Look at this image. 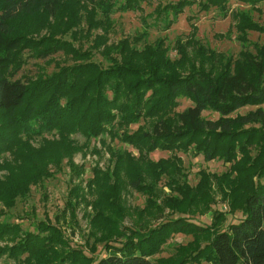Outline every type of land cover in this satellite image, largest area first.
I'll return each mask as SVG.
<instances>
[{
    "label": "trees",
    "instance_id": "obj_1",
    "mask_svg": "<svg viewBox=\"0 0 264 264\" xmlns=\"http://www.w3.org/2000/svg\"><path fill=\"white\" fill-rule=\"evenodd\" d=\"M87 1L93 8L90 21H102L109 28L114 13L138 10L142 2ZM238 1L255 7L264 0ZM228 3L177 0L157 7L152 16L169 28L186 8L198 5L201 11L216 8L223 17L231 14L242 44L248 31L264 32V24L247 12L230 11ZM62 4L63 0H0V158L8 153L16 161L11 174L0 181V201L12 207L32 185L53 175L52 166L59 170L65 157H70L72 173L79 174L81 168L71 157L77 148L64 144L75 133L88 139H118L138 149L140 157L107 147L113 168H96L90 181L89 194L96 196L90 201L92 222L101 230L94 233H101L105 257L95 259L72 248L48 217L35 230L24 231L20 224L2 220L0 212V264H264V108L232 115L264 103V44L244 48L233 58L202 44L195 43L196 50L190 51L191 46L179 43L180 52L176 51L181 56L171 59L163 40L138 50L126 39L106 47L121 55V61L109 67L81 55L50 74L14 79L25 52L39 59L61 50L74 52L52 37L34 40L27 35L37 29L36 21L57 18ZM21 18L25 22L18 27ZM180 96L193 104L178 111ZM204 111L219 117L207 119ZM142 120L143 125L130 130ZM45 134L60 139H42L40 148L29 143ZM157 150L192 151L230 165L222 173L201 169L198 182L191 185L181 158L174 153L167 159H150ZM5 164L0 162V168ZM163 175L167 180L160 185ZM128 190L146 195V204L136 211L132 226L118 228L125 209L122 195ZM216 195L243 218L226 227L221 212L208 226L185 216L164 219L169 213L204 215L212 210ZM80 197L87 200L81 187H73L63 216L69 211L75 221ZM179 233L192 239L177 245L172 254L158 256ZM115 235L123 237L120 245L110 244Z\"/></svg>",
    "mask_w": 264,
    "mask_h": 264
},
{
    "label": "rangeland",
    "instance_id": "obj_2",
    "mask_svg": "<svg viewBox=\"0 0 264 264\" xmlns=\"http://www.w3.org/2000/svg\"><path fill=\"white\" fill-rule=\"evenodd\" d=\"M176 1L142 0L141 8L138 10L114 13L111 18L112 26L109 28L102 21H90L93 8L87 0H63L57 18L36 21L37 29L27 35L34 40L52 37L54 43H63L64 47L70 46L74 52L61 50L46 59L35 58L32 54L25 52L22 55L25 62L14 79L25 80L35 78L41 73L50 74L61 66L74 64L81 55H88L93 62L102 67H109L113 62L121 61V55L112 48V51L109 52L110 49H106V47L115 46L126 39L138 50L144 49L147 45H154L158 40H163L164 45L169 49L168 55L171 59H178L181 56L178 53L180 52L179 43L186 44L185 48L191 46L189 47L190 51L192 48L196 50L195 43L197 45L202 44L210 50L233 58H237L244 48L254 50V45L264 44V32L257 30L248 31L247 40L242 44L243 41L240 40L235 27L236 21L231 14L223 17L216 8L201 11L198 5L186 8L169 28H165L161 21L152 16L153 12L157 7ZM228 5L230 11L247 12L259 25L264 24V1L255 7L240 3L238 0H229ZM23 19L25 18H21L20 21L17 19L16 25L18 27H21L25 22ZM39 19L44 20L45 18L39 17ZM93 22L98 25L93 27ZM178 101L180 103L177 108L178 111H182L193 104L192 100L185 96H180ZM257 107L264 108V103L260 106L242 107L232 115L245 114L250 110L257 109ZM203 116L207 119L219 117L218 113L212 111H204ZM143 124V120L140 123L132 124L130 130L135 131ZM46 138L59 140L60 136L45 134L29 141V143L35 148H40L42 139ZM64 140L66 146L73 147L74 145L77 148L71 157L75 165L81 168L80 173L76 175L72 173L69 165L70 157H65L59 170L52 166L53 175L39 184L32 185L29 193L24 197H17L12 207H5L0 201L1 219L20 224L24 231H33L39 221L48 217L52 224L61 229L72 248L81 249L86 255L100 259L105 257L108 251L104 247L105 242L99 240L101 233H94L101 230H96L98 227H95L94 222H92L94 209L90 201H94L96 196L89 194L90 181L95 178L94 171L96 168L103 171L113 168V161L107 147L126 150L136 158L140 157V152L132 145L123 143L118 139H112L107 135L88 139L80 133H75ZM174 153L183 161V166L188 174V183L191 185L198 182V173L201 169L213 173H222L230 165L222 159L206 160L202 154L196 156L192 151L183 153L157 150L151 153L149 157L152 160L167 159L174 156ZM2 157L0 162H6V164L0 168V181L5 180L11 174L10 169L16 163L12 155L8 153L3 154ZM166 180L167 176L163 175L159 184L162 185ZM75 186L82 188V193L86 194L87 200L83 201L85 198L80 197L81 201L76 205L74 221L71 220L69 211H66V215L63 216L62 210L66 206L71 189ZM166 192L170 193L168 188ZM122 196L125 209L118 228L123 225L132 226L136 220L134 219L135 216H138L136 211L145 206L147 198L146 195L136 190H128ZM218 212L225 215L226 221L223 227L243 218L241 211L231 212L228 203L216 195V203L212 206V210L204 215L188 216L180 215V213L174 215L169 213L170 215L166 214L164 219L185 216L197 224L208 226L213 223L215 214ZM112 239L110 244L120 245L123 237L115 235ZM191 239L192 236L182 233L173 235L164 246V251L158 256L172 254L177 245L185 244ZM2 261L0 259V262Z\"/></svg>",
    "mask_w": 264,
    "mask_h": 264
}]
</instances>
